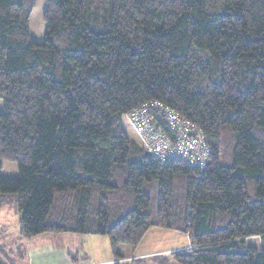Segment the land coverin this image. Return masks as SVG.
<instances>
[{
    "label": "trees",
    "instance_id": "1",
    "mask_svg": "<svg viewBox=\"0 0 264 264\" xmlns=\"http://www.w3.org/2000/svg\"><path fill=\"white\" fill-rule=\"evenodd\" d=\"M35 5L0 0V160L19 169L0 173V212L21 237L108 236L119 261L158 228L189 237L176 264H264V0H48L43 43ZM152 101L202 131L204 169L126 135L124 117ZM27 253L0 248L8 264Z\"/></svg>",
    "mask_w": 264,
    "mask_h": 264
},
{
    "label": "rangeland",
    "instance_id": "2",
    "mask_svg": "<svg viewBox=\"0 0 264 264\" xmlns=\"http://www.w3.org/2000/svg\"><path fill=\"white\" fill-rule=\"evenodd\" d=\"M47 2L48 0H36V5L30 17V36L38 43H43L46 36L47 25L44 20V13L47 8ZM2 112H4V102L0 99V113ZM123 128L131 140L139 142V137L127 116L123 119ZM0 164V173L3 177H18L19 169L17 163L0 160ZM145 192L151 200L147 213L155 220L159 207L158 183L152 182L146 184ZM20 230L19 216L13 210L7 208L2 210L0 212V248L2 245L12 247L15 243L23 244L31 256V261L37 264H73V260H76L77 255L82 264H92L95 261L97 264H100L106 259L105 255L108 253V250L110 254H113L108 236H85L76 234L64 235L58 240L54 235H42L29 240L21 237ZM248 243L253 246L258 245V241L255 239L249 240ZM189 244V237L185 233L154 228L148 232L138 247L121 245L118 247V250L120 252L128 251V254H124L127 258L122 263L139 260L133 259V256L148 252L154 254L145 258L147 264H176L174 260L168 257L173 252L188 248L190 246ZM40 254L42 256L41 259H36ZM66 256L67 260H64ZM7 257L9 259V254ZM0 260L3 264H8V260L4 255H0ZM13 262L23 264L16 258L13 259Z\"/></svg>",
    "mask_w": 264,
    "mask_h": 264
},
{
    "label": "built area",
    "instance_id": "3",
    "mask_svg": "<svg viewBox=\"0 0 264 264\" xmlns=\"http://www.w3.org/2000/svg\"><path fill=\"white\" fill-rule=\"evenodd\" d=\"M156 115L169 124L175 140L158 128ZM128 118L147 151L159 162L176 159L199 169L207 166L210 149L204 134L173 109L152 101L135 109Z\"/></svg>",
    "mask_w": 264,
    "mask_h": 264
},
{
    "label": "crops",
    "instance_id": "4",
    "mask_svg": "<svg viewBox=\"0 0 264 264\" xmlns=\"http://www.w3.org/2000/svg\"><path fill=\"white\" fill-rule=\"evenodd\" d=\"M66 235H76V234H66ZM61 236H64V235H55V237H56V239H60V237ZM85 236H97V235H85ZM10 247V246H9ZM8 247V248H9ZM106 249H107V243H106ZM119 251V250H118ZM120 252V251H119ZM120 253H123V254H128V251H124V252H120ZM152 254H154V253H143V254H140V255H138L137 256V254L136 255H134L133 256V259H145L146 257H149L150 255H152ZM92 255V254H91ZM41 254L38 256V258H36V259H38V260H40L41 259ZM77 257H78V263L79 264H82V263H80V261H79V256L77 255ZM29 258V259H28ZM105 260L104 261H102L100 264H116L117 262L118 263H122V261L123 260H115V257H114V255L111 253H109V250H108V253H106V255H105ZM127 258V257H126ZM64 260H67V256L65 257V259ZM68 260H69V257H68ZM23 264H37L36 262H34V261H31V256H30V254H28L27 253V258H25V260L23 261H21ZM97 264V262L95 261V262H93L92 264Z\"/></svg>",
    "mask_w": 264,
    "mask_h": 264
},
{
    "label": "water",
    "instance_id": "5",
    "mask_svg": "<svg viewBox=\"0 0 264 264\" xmlns=\"http://www.w3.org/2000/svg\"><path fill=\"white\" fill-rule=\"evenodd\" d=\"M147 156H151L149 152L146 153Z\"/></svg>",
    "mask_w": 264,
    "mask_h": 264
}]
</instances>
